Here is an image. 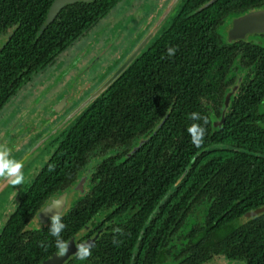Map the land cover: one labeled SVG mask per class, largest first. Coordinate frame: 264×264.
<instances>
[{
	"label": "trees",
	"instance_id": "16d2710c",
	"mask_svg": "<svg viewBox=\"0 0 264 264\" xmlns=\"http://www.w3.org/2000/svg\"><path fill=\"white\" fill-rule=\"evenodd\" d=\"M53 1L0 0V110L120 2L67 5L36 38ZM261 7L264 0H181L128 69L59 137L40 184L0 240V264H41L56 253L49 225L28 228L25 206L33 207L32 218L76 181L91 153L99 157L91 188L61 216V238L68 242L100 216L110 225L89 258L74 255L66 264H206L214 257L264 264V213L245 218L264 206V44L229 43L221 28ZM169 47L177 49L173 56ZM236 62L245 74L215 127L225 92L236 84V77L224 81ZM194 123L206 129L198 148L187 132ZM134 138L144 144L131 152ZM198 209L201 217H193Z\"/></svg>",
	"mask_w": 264,
	"mask_h": 264
},
{
	"label": "flooded vegetation",
	"instance_id": "af4514ba",
	"mask_svg": "<svg viewBox=\"0 0 264 264\" xmlns=\"http://www.w3.org/2000/svg\"><path fill=\"white\" fill-rule=\"evenodd\" d=\"M121 1L122 0H120V2ZM127 1L129 2V7H130L129 10H133L135 8H156L152 12L156 11L157 14L158 13L160 14L164 10V8H167L169 6V4L171 3L172 0H159L156 3L150 4V5L148 3L151 2L152 0H127ZM180 2H181V0L178 2V4L174 8H178ZM179 8H181V7H179ZM262 8H264V7L254 8V9L246 11V13H248L250 11L259 10ZM131 13L132 12H130L129 15L132 17ZM243 14H245V13L236 14L231 19L225 20L224 23L222 24L221 28H222V31H224V33L226 34V40H227V32L232 26L233 19L240 16V15H243ZM228 23H229V25H228ZM152 24L150 25V27L152 26ZM116 27H117V29H119V31L121 33V31L123 29V22H118V24H116ZM147 31H145V33ZM137 36H138V33L136 34V32H134V38L135 39ZM142 36L139 38L141 39ZM1 37H3V36H1ZM140 39H138L137 41L135 40V43L133 45L129 46V47H132L130 51H128L123 56L121 55L120 58L118 57L115 60L114 64H111V65H109V67H107V70L110 71V74L112 73L113 70L115 71L116 68L126 59V57L134 49V47L137 45V43L139 42ZM250 40L255 42V43H258V44H261V43L264 44V34H249L242 41L246 42V41H250ZM104 41H105V39H104ZM110 42H112V41H110ZM3 43H4V41L0 39V50H1ZM117 46H114L113 48H116ZM95 49L96 48H93L92 50H95ZM116 51H117V49H116ZM92 54H93V52H89L88 58H89L90 62L93 60H96V57L93 58ZM120 54H122V52ZM60 55H58L56 57V59L54 60L53 63L49 64L48 66H46L44 69L40 70L39 72H36L35 74L31 75V77L24 83V85L21 87V89L26 85H30L32 80L34 78L37 79L38 76H41V75L50 76V75H52L54 77V76L61 74L62 70H60L57 74L54 73L55 61L57 60V58ZM106 56H108V55H106ZM83 59H81V60H83ZM57 67L58 66H56L55 68L57 69ZM230 70L232 71V73H227V75L225 76V79H224L225 83H229L234 77H236L237 80H236V84L231 86L229 91L225 92L224 97H226L227 93L231 92L233 88H235V91L237 90L238 85L241 83L242 77L245 74V70L240 68L239 62H236V64H231ZM67 72H68V74L66 72L62 73V76L64 78L69 76V73L71 71H67ZM78 73H79V71H77V74ZM51 82H52V80H51ZM235 91H234V93H235ZM42 93H44L43 89H41V91L38 94H42ZM61 96H59L55 100V102H53V105H54V103H56L61 98ZM13 98H11L8 101V103ZM22 98H24V97H22ZM230 98H229L228 106L230 103ZM41 101L42 100L39 101V100H34L32 98L29 101H23V99H20L19 104L20 103H26V102H28V103L23 107V109L20 111V113H18L16 116H15V114L12 115L11 120H13V121L10 124H8V122L5 123L6 122L5 120H3V121L0 120V122H1L0 125L2 124L1 128L3 127V129H5V132L0 134V140L2 139L0 141V146H3V147L8 149L10 159H13V160H16L19 162L22 158H24L26 156V154L28 152H30L31 149H33L49 132L52 131L53 128H55L64 119V117H66L81 102L80 101L77 105H71V104L69 106L65 105V106H63V108L60 110L59 113L53 114L52 113V104L47 106V107H45L46 104H42L40 107H37ZM65 102H66V100H65ZM8 103H6L1 108V110ZM223 104H224V100H223ZM228 106H227V108H228ZM227 108L224 109V107H223V109L221 111V118H222V112L224 111V113H223V117H224V114H225V111ZM262 108H264V106ZM1 110H0V112H1ZM34 121H38V125L36 127L30 128L29 125H27V127H26V124L28 122H29V124H33ZM4 124H6V125H4ZM158 126H160V125H158ZM67 131H68V129L66 128L53 141L51 140L46 146L41 148L36 155L31 157L26 162V164L23 166V169H22L23 174L25 176V181L22 185L14 187L11 184H9L8 182L6 183V186L4 187L3 191L0 193V240L2 239L5 231H9L10 230L9 227L14 226V222H13L14 214L23 205L22 203L28 198V196L33 195V193H34L33 189L35 188L36 184L37 183L40 184V180H41L40 178H41L43 170L46 168L47 163L52 158V154H54L55 150L61 144L62 138L59 140V137L62 135H65L67 133ZM9 135H11V137H8ZM15 135L17 136V139H16ZM8 138H10V140H8ZM132 144L133 145L131 146V149H132L131 152H135L140 146H142V144H144V140L141 138H134L132 140ZM113 154L114 153H111V152L107 153L108 156L113 155ZM98 164H99V157H96L94 153H91L88 165L85 167V170L77 176L76 181L70 187L66 188L64 191H61L55 195L51 194V196L47 198V200L35 212V214L32 215V218H31V212H32L31 210L33 209V207L25 206V209L28 210V212L26 214L30 215V218H31V219L29 218V221H28L29 223H27L28 228L31 231H36L35 229H40L42 227L48 226L50 221L49 220L46 222L40 221L38 218L39 212H41L50 201H52L53 197L56 198V197L62 195L63 193H65L69 190H73L75 188V186L78 185V182L80 181V179L84 176H86V179L84 181L85 183L83 185L82 191H81V188L79 186H77L78 190L73 191L69 195L68 200H67V206H66L64 213L69 209V207L76 200H78L83 195H85L89 191V188H91L90 186L92 183L90 182V175L94 170L93 168ZM64 213L61 216H63ZM103 218L104 217L100 216L99 220H97L96 224L93 226H91L90 224L86 225L84 230L80 234H78V236L72 237V238H75V241L77 242V240L79 241V239L84 237L82 239V242H85L89 239L94 238L96 236V234H98V236L101 235L105 231V229L110 225L109 223L103 222ZM17 229L16 228L13 229L12 235L16 234ZM91 232H93L92 235H91ZM5 248L8 251H10L12 248H14V246H6ZM234 262H236V261H234ZM66 263H67V261L64 264H66Z\"/></svg>",
	"mask_w": 264,
	"mask_h": 264
},
{
	"label": "rangeland",
	"instance_id": "374dc122",
	"mask_svg": "<svg viewBox=\"0 0 264 264\" xmlns=\"http://www.w3.org/2000/svg\"><path fill=\"white\" fill-rule=\"evenodd\" d=\"M122 1L118 2L114 8H112L103 18L96 22L79 39L73 42L57 58L54 66V73L57 74L60 70H62V73L66 72L68 74L67 71H71L69 76L64 78L60 72L61 74L54 77L52 75H41L38 76L37 79L34 78L30 85H26L18 91L16 96L1 110L0 120H5V123L8 122V124L13 121L11 120L12 115L15 114L16 116L20 113L23 107L28 103L19 104L20 99H23V101H29L31 98L39 101L42 100L37 107H40L42 104H46L45 107L52 104L53 107L55 104L58 105L63 102V106H69L70 104L77 105L80 101H83L90 93L97 89L103 83L102 81L110 74L107 67L114 64L118 57L120 58L121 55L123 56L130 51L132 47L129 46L133 45L135 40L137 41L139 37H141L145 31L149 29L150 25L156 21L158 18L157 16L160 15L159 13L157 14L156 11L152 12L156 8H135L133 10H129V2L127 0ZM157 1L159 0H152L148 4L150 5L156 3ZM130 12H132V17L129 15ZM118 22H123V29L121 33L116 27ZM134 32H136V34L138 33L136 39L134 38ZM0 39L3 40L4 37ZM114 46L117 47L113 48ZM93 48L96 49L92 50ZM89 52H93L92 56L93 58L96 57V60L91 62L89 61ZM121 52L122 54H120ZM56 66H58L57 69L55 68ZM77 71H79L78 74ZM41 89H43L44 93L38 94ZM59 96H61V98L53 105V102H55ZM1 125L0 134L5 132V129H3V127L1 128ZM27 125H29L30 128L36 127L38 125V121H34L33 124H29L28 122L26 127ZM8 137H11V135ZM15 137L17 139L16 135ZM8 140H10V138H8ZM201 215L202 209H198L193 217L200 218ZM206 264L244 263L228 261L223 257H214Z\"/></svg>",
	"mask_w": 264,
	"mask_h": 264
},
{
	"label": "water",
	"instance_id": "95a60500",
	"mask_svg": "<svg viewBox=\"0 0 264 264\" xmlns=\"http://www.w3.org/2000/svg\"><path fill=\"white\" fill-rule=\"evenodd\" d=\"M93 0H54L47 12L46 18L43 21L40 29L36 33V38L41 36L45 29L56 19L58 13L67 5L75 4L77 2L89 3ZM180 0H172L171 3L167 8L160 13L156 21L152 24L149 30L142 36L139 40L137 45L134 49L129 53L126 59L116 68L114 72H112L104 81L103 83L95 89L92 93H90L83 101H81L76 108H74L64 119L52 129L33 149L30 150L26 154L24 158H22L19 162L26 164V162L36 155L41 148L46 146L51 140L53 141L59 134H61L70 124H72L92 103H94L111 85L126 71V69L134 62V60L139 56V54L143 51V49L147 46L150 40L157 35L158 31L164 26L170 16L173 14L174 8ZM249 34H264V8L250 11L243 15H240L233 19L232 26L227 32V41L229 43L237 40H243ZM10 39V36L7 38ZM4 43L2 44V46ZM235 88L232 89L231 92L227 93L225 100H224V109L227 108L229 98L234 93ZM64 102L62 104L54 105L52 107V113L56 114L59 113L60 110L63 108ZM223 113L222 118L214 122L213 126L220 127L221 123L223 122ZM164 121H162L163 123ZM184 175V174H183ZM182 178V176H181ZM86 176L82 177L78 182V185L83 189L84 181ZM7 181L0 182V193L3 191L4 187L6 186ZM75 186L73 190H69L62 195L52 198L45 208L39 212L38 218L42 222H46L49 220V217L53 214H60L62 215L67 206V200L69 195L73 192L78 190V187ZM261 213H264V206L257 208L251 212L245 214V218L255 217ZM98 238V234L92 239H89L85 242H89L91 244ZM69 248H68V255L64 257H57L56 253L53 254L48 259L44 260L41 264H64L68 261L76 251L75 248V238H71L69 241Z\"/></svg>",
	"mask_w": 264,
	"mask_h": 264
},
{
	"label": "clouds",
	"instance_id": "9594fccd",
	"mask_svg": "<svg viewBox=\"0 0 264 264\" xmlns=\"http://www.w3.org/2000/svg\"><path fill=\"white\" fill-rule=\"evenodd\" d=\"M175 47H169L167 54L173 56L176 52ZM191 119L202 120L204 124L208 121L205 117L200 116L198 113H192ZM187 132L191 137V143L195 147H200L203 144L206 129L200 124H192L187 128ZM23 164L16 160L9 158V151L7 148L0 146V182L7 181L12 186H20L25 181L23 174ZM51 170V166H50ZM49 234L55 237L56 256L64 257L68 255L69 243L61 238V233L65 229L66 225L62 223V217L60 214H53L49 217ZM115 242V241H114ZM94 247L89 242H81L75 244L76 251L74 255L79 260H86L92 255L91 249Z\"/></svg>",
	"mask_w": 264,
	"mask_h": 264
}]
</instances>
